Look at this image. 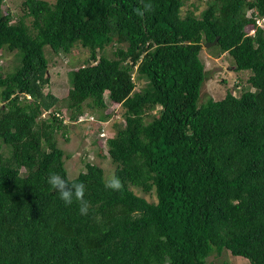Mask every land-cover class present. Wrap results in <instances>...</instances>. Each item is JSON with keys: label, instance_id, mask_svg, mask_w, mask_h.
<instances>
[{"label": "trees", "instance_id": "obj_1", "mask_svg": "<svg viewBox=\"0 0 264 264\" xmlns=\"http://www.w3.org/2000/svg\"><path fill=\"white\" fill-rule=\"evenodd\" d=\"M5 1L0 54L15 62L0 67V264H211L224 250L264 264V26L254 24L264 0H198V14L196 4L182 14L184 0H23L16 20ZM144 4L152 11L137 15ZM215 37L235 70L250 71L249 86L200 103L199 53ZM77 44L88 55L69 71L64 102L71 120L86 101L123 108L105 140L119 192L105 190L103 169L88 161L69 178L60 111L41 116L58 102L42 91L44 48ZM51 172L86 185L87 216L59 199Z\"/></svg>", "mask_w": 264, "mask_h": 264}, {"label": "rangeland", "instance_id": "obj_2", "mask_svg": "<svg viewBox=\"0 0 264 264\" xmlns=\"http://www.w3.org/2000/svg\"><path fill=\"white\" fill-rule=\"evenodd\" d=\"M23 0H6L3 9H8L16 20L22 15L20 3ZM53 2V0H46ZM191 4L200 6L195 10L198 14L203 4L198 0H184L181 13L191 9ZM250 10L248 11V13ZM115 45H108L105 49L106 54L111 56ZM44 54L48 61V84L44 86L42 91L50 92L58 98V102L53 107L41 114L42 117L47 116L49 111L59 109V117L63 121V126L58 129L55 136L58 146L64 151V162L69 178L75 177L80 171L84 170L86 161L100 166L103 169L105 178L113 174L114 164L110 161L106 152L105 140L113 136L115 124L123 125L122 112L123 108L119 104L108 103L106 108L97 109L89 107L86 101L82 105V113L76 119H70V109L65 105V97L67 90L71 87L69 71L73 70L84 63L88 52L78 44L75 45L68 53H53L48 46L44 48ZM199 57L204 64L206 71V79L204 80L199 102H204L209 97L219 100L224 97L227 91L238 96L243 89L248 88L247 78L250 71L234 69L231 56L227 53L218 52L217 44L207 47L202 46ZM15 56L13 52L0 54V67L3 71L11 69L14 65ZM133 75V73H132ZM136 88L139 89L147 84V80H135ZM110 110V116L102 120L99 118L101 114H105ZM46 112V113H45ZM64 129V130H63ZM132 190L139 196L146 198L149 202H155L154 192L145 193L137 187ZM207 262L211 264H249L248 260L241 256H234L229 251L224 250L221 254H213L207 258Z\"/></svg>", "mask_w": 264, "mask_h": 264}, {"label": "clouds", "instance_id": "obj_3", "mask_svg": "<svg viewBox=\"0 0 264 264\" xmlns=\"http://www.w3.org/2000/svg\"><path fill=\"white\" fill-rule=\"evenodd\" d=\"M137 15L143 16L145 12L152 11L151 4H144L143 9L137 8L134 10ZM47 183L54 190L61 201L65 205L70 206L74 202L78 204V212L81 216H87L89 213V202L85 199L86 185L80 183H69L59 173L51 172L48 175ZM123 185L122 181L115 174L109 176L104 182L105 190L112 192L121 191Z\"/></svg>", "mask_w": 264, "mask_h": 264}, {"label": "built area", "instance_id": "obj_4", "mask_svg": "<svg viewBox=\"0 0 264 264\" xmlns=\"http://www.w3.org/2000/svg\"><path fill=\"white\" fill-rule=\"evenodd\" d=\"M252 12H253V9L250 10V12L247 13V14L250 16V14ZM254 24L256 26H264V16H262V17L254 16ZM255 25L249 24V25L246 26L245 29H246V32H247L248 35H252L254 33Z\"/></svg>", "mask_w": 264, "mask_h": 264}, {"label": "water", "instance_id": "obj_5", "mask_svg": "<svg viewBox=\"0 0 264 264\" xmlns=\"http://www.w3.org/2000/svg\"><path fill=\"white\" fill-rule=\"evenodd\" d=\"M217 37H215L212 41H209V42H206V43H204V47H207V46H210V45H213V44H215L216 42H217Z\"/></svg>", "mask_w": 264, "mask_h": 264}, {"label": "bare ground", "instance_id": "obj_6", "mask_svg": "<svg viewBox=\"0 0 264 264\" xmlns=\"http://www.w3.org/2000/svg\"><path fill=\"white\" fill-rule=\"evenodd\" d=\"M136 86V85H135Z\"/></svg>", "mask_w": 264, "mask_h": 264}]
</instances>
